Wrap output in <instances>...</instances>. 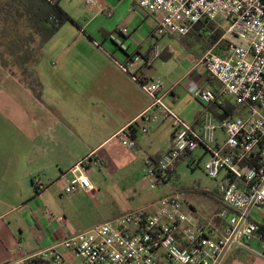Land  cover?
<instances>
[{
  "label": "crops",
  "instance_id": "obj_1",
  "mask_svg": "<svg viewBox=\"0 0 264 264\" xmlns=\"http://www.w3.org/2000/svg\"><path fill=\"white\" fill-rule=\"evenodd\" d=\"M55 1L70 20L44 46L34 67L37 96L31 95L40 114L2 117L0 122V264L51 247L70 257L58 245L71 229L85 231L98 225L104 204L100 188L107 176L115 180L119 172L116 182L127 180L141 169L145 156L158 160L171 149L169 123L154 125L149 135L140 130L139 117L151 98L136 75L146 66H152L146 72L149 80H164V101L187 123L198 125L206 108L190 95L189 83L219 85L197 65L206 51L183 50L176 56L174 47L164 42L176 37L159 36L158 16L138 8L134 0H98V7L85 0ZM123 28L129 34H123ZM217 52L224 55L222 49ZM136 57L140 60L130 66ZM122 134L134 136L136 147L124 145ZM86 157L102 162L89 169L88 174H95L92 190L67 196L69 171ZM174 175L170 173L163 185L173 182ZM175 191L171 187L127 212ZM121 211L113 208L110 215ZM59 217L67 222L59 224ZM209 218L221 223L216 211ZM252 247L254 251L235 250L226 264H264L251 257L260 248L257 239Z\"/></svg>",
  "mask_w": 264,
  "mask_h": 264
},
{
  "label": "built area",
  "instance_id": "obj_2",
  "mask_svg": "<svg viewBox=\"0 0 264 264\" xmlns=\"http://www.w3.org/2000/svg\"><path fill=\"white\" fill-rule=\"evenodd\" d=\"M57 3L55 0H49ZM98 7V0H85ZM136 6L158 16L159 36L185 37L199 23L229 24L221 39L197 61L219 85L206 88L190 82V95L204 103L198 125L182 120L164 101V80L142 84L151 104L140 115V130L152 133L154 125L169 123L171 149L160 159H143L145 176L157 189L170 180L169 174L181 159H191L197 150L208 160L206 175L219 181L218 193L226 207L217 213L221 223L185 212V195L175 191L154 204L115 216L85 231L71 229L57 247L43 249L6 264H226L235 250L254 251L258 240L264 257V0H134ZM129 34L128 28L121 30ZM221 42L227 46L221 47ZM222 49L224 55L217 52ZM140 60L136 57L130 66ZM229 101L232 109L228 108ZM217 105L218 119L209 107ZM129 148L136 142L122 134ZM193 163V160H192ZM99 159L86 157L70 169L65 193L91 191V167ZM42 189L43 186H40ZM59 224L67 219L59 217Z\"/></svg>",
  "mask_w": 264,
  "mask_h": 264
},
{
  "label": "rangeland",
  "instance_id": "obj_3",
  "mask_svg": "<svg viewBox=\"0 0 264 264\" xmlns=\"http://www.w3.org/2000/svg\"><path fill=\"white\" fill-rule=\"evenodd\" d=\"M5 1L0 0V122L2 117L13 119L18 114L28 116L40 114L31 94L34 96L37 94L34 84L38 81L34 75V67L43 51L38 48L40 36L29 12L20 10L8 22L4 21ZM218 23L225 33L229 24L222 19H219ZM164 42L174 47L176 56L179 55L178 51L195 49L202 51L205 47L203 40H196L189 36L167 37ZM191 101L195 102L192 97ZM1 127L0 124V131H3ZM207 160L208 157L203 156V151L197 150L192 154L191 159L183 160L178 164L176 168L178 179L174 175L173 182L166 186H159L157 189L150 187L153 180L145 176L143 165L138 171L134 170L127 180L116 182L117 179H121L119 172L116 173L115 180L107 176V181L103 182L100 188L103 189L104 204L100 210L102 212L99 215L98 225L117 216L110 215L113 208H119L122 210L121 213H125L127 208L135 209L143 205L144 201L161 197L171 187H177L179 190L196 188L201 191L217 192L219 181L210 179L204 170V163ZM88 177L90 181H93L95 174H88ZM185 198L188 203L185 206L187 214L190 215L189 205L192 204L199 216L209 218L210 215H214L217 208V202L214 199L199 193H188ZM256 251L260 252V250ZM251 257L259 261L264 260V257L254 253Z\"/></svg>",
  "mask_w": 264,
  "mask_h": 264
},
{
  "label": "trees",
  "instance_id": "obj_4",
  "mask_svg": "<svg viewBox=\"0 0 264 264\" xmlns=\"http://www.w3.org/2000/svg\"><path fill=\"white\" fill-rule=\"evenodd\" d=\"M20 10H25L30 13L32 19L36 25L38 34L40 36L39 50L42 51L44 46L59 32L62 26L70 20V17L59 7L58 2L52 3L49 0H6L4 11V21L8 22L13 18L16 12ZM224 35L222 29H216V23H199L194 29L187 35L189 37L195 38L196 40H203L205 43L204 50L207 51L212 46H214ZM185 36V37H187ZM183 38V37H182ZM204 38V39H203ZM227 46L226 42H221V47ZM150 61V59H148ZM152 66H146L145 69L136 75L138 81L142 84L148 83L150 80L146 77L147 70L149 71ZM228 108L232 109V106L229 101H226ZM209 110L215 114V116L220 119L223 116L218 112L217 105L213 104L212 107H209ZM134 138V136H132ZM185 159L179 160L174 166L173 170L170 173L176 174V168L178 164ZM178 179V176H177ZM177 188V187H176ZM177 190L183 194H195L199 193L204 196H208L217 202L216 212L227 211L232 214L233 210L229 209L224 205L221 200L220 194L217 192L201 191L196 188L193 189H184ZM259 232L263 235L264 239V227L261 226Z\"/></svg>",
  "mask_w": 264,
  "mask_h": 264
}]
</instances>
